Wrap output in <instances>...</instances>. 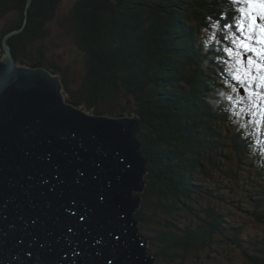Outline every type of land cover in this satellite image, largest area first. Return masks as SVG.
Returning a JSON list of instances; mask_svg holds the SVG:
<instances>
[{
	"label": "trees",
	"instance_id": "trees-1",
	"mask_svg": "<svg viewBox=\"0 0 264 264\" xmlns=\"http://www.w3.org/2000/svg\"><path fill=\"white\" fill-rule=\"evenodd\" d=\"M63 1L0 0V15H13L0 26V55L5 39L16 64L47 69L65 100L88 113L141 118L148 172L135 217L154 264H183L202 252L216 264H264V236L243 238L246 218L264 224V145L218 96L227 78L223 46H181L175 30L212 18L222 35L233 26L226 10L240 7L125 0L131 9L121 13L115 7L124 0H70L65 11ZM65 36L75 46H63ZM241 106V120L255 119L253 99Z\"/></svg>",
	"mask_w": 264,
	"mask_h": 264
},
{
	"label": "water",
	"instance_id": "water-1",
	"mask_svg": "<svg viewBox=\"0 0 264 264\" xmlns=\"http://www.w3.org/2000/svg\"><path fill=\"white\" fill-rule=\"evenodd\" d=\"M0 59V264H153L135 217L141 118L91 114L58 77Z\"/></svg>",
	"mask_w": 264,
	"mask_h": 264
},
{
	"label": "rangeland",
	"instance_id": "rangeland-1",
	"mask_svg": "<svg viewBox=\"0 0 264 264\" xmlns=\"http://www.w3.org/2000/svg\"><path fill=\"white\" fill-rule=\"evenodd\" d=\"M30 1L31 0H27V3H30ZM174 1L176 2V0H174ZM70 3H71L70 0L63 1L62 6H60V9L64 10V11L67 10L66 7L67 6L69 7ZM116 4L118 6L115 5L116 6L115 9H117L121 13H126L127 10L131 9L129 6V3L125 0L123 2L121 1L120 4H118V3H116ZM175 4L178 5V3H175ZM180 5H182V4L180 3ZM247 7H248L247 5H244V8H247ZM238 14L240 15V17ZM225 15H226V17H228L229 22H232L234 27L233 26H230L228 28L226 27L227 28L226 32H224V30H223L222 33H224V34H222V35H218V33H216L214 31L215 29H213L214 23L212 21V18H209V20L207 22H203L204 18H201L202 20H200V21H196V20L192 19L190 22L184 24L183 26L176 27L175 30H178L180 33L190 34V36H188V37L180 36V33L176 34L178 41L181 43V46H209L208 44H210V43H214L215 44L214 46H233V45L241 46L240 43H238V41H241V40H243V41L248 40V41L252 42L253 45H251V46H260V45H258V44H260L258 39L253 38V37L255 36V33L257 35H261L260 27H264V24H259L258 22H255V25H258V28L256 29L257 32H252L251 30L255 29L256 26L252 27V29L249 30V26L252 25V21L248 18V14L241 13L240 11L238 12L236 9H234L233 11L226 10ZM244 16H245V18H247L248 21H251L245 27L240 25L243 21ZM258 17H259V15H256V18H258ZM239 18H240V20H239ZM12 19H13V15H9V16L0 15V26H2L3 23H7L8 21H10ZM221 19L222 18L220 17L218 20L221 21ZM262 20L264 21V19H262ZM220 21H217V22L220 23ZM225 22L226 21L223 20L224 24H225ZM201 23H202V26H200ZM203 23H205L204 26H203ZM52 25L53 24H51V27H53ZM238 26H241V27L238 28ZM236 27L240 30L239 31L240 35H238L237 29L235 30ZM220 28H222V26L221 27L219 26V30H217L218 32H221ZM19 30H21V28ZM250 36H252V37L250 38ZM68 38H69L68 36H65L61 39V41L63 42V46H75L73 44L72 45L70 44L71 41ZM159 38H161V37H159ZM229 42H230V44H229ZM1 45L4 46L3 44H1ZM7 46H8V44H7ZM171 46H173V44ZM0 56L2 57L0 59H3V60L5 59V57L2 56V54ZM221 89L225 90V87H223ZM261 111L264 112V105H262ZM182 216H184V214H182ZM246 221H247V224H246V227L244 229V234H243L244 239H246L247 237L249 238V237L256 235V234L264 236V224H257L254 221H252L250 218H246ZM233 253H234L233 258H235L236 257L235 251H233ZM210 254H211V256H213L212 253H210ZM232 261H234V260H232ZM154 262H155V260H154ZM154 262H153V264H154ZM158 262H156L155 264H159ZM215 262H216V260L213 259L212 257L207 258V256L205 255V252L200 253V257L198 259L193 258V259H189L188 261L183 260V264L184 263L185 264H216ZM161 263H164V261H161ZM218 264H222V263H218Z\"/></svg>",
	"mask_w": 264,
	"mask_h": 264
},
{
	"label": "snow or ice",
	"instance_id": "snow-or-ice-1",
	"mask_svg": "<svg viewBox=\"0 0 264 264\" xmlns=\"http://www.w3.org/2000/svg\"><path fill=\"white\" fill-rule=\"evenodd\" d=\"M244 4H246L247 8H240L241 13L248 14V18L252 21V25L249 26V30L252 29V27L255 25L256 15H260L262 19H264V0H242ZM261 32V43L264 44V27H260ZM241 47L248 52L256 51L253 49L249 44L244 43L243 40L240 42ZM226 52L229 53V55H235L240 56L239 53H234L232 48H226ZM260 55H261V63L256 64L255 61H253L251 58L247 60L248 68L239 67L237 69L235 79L238 81H241L242 83L250 84L253 80L259 79L261 86H264V49H260ZM238 64H243L242 59L237 60ZM252 66H255L259 71L260 75L259 77L251 75L250 69ZM232 91L235 93L237 92L236 88H233ZM249 95L251 97H258L261 101H264V92H255L249 90ZM231 98V97H230ZM243 97H241V100Z\"/></svg>",
	"mask_w": 264,
	"mask_h": 264
},
{
	"label": "bare ground",
	"instance_id": "bare-ground-1",
	"mask_svg": "<svg viewBox=\"0 0 264 264\" xmlns=\"http://www.w3.org/2000/svg\"><path fill=\"white\" fill-rule=\"evenodd\" d=\"M249 22H251V21H248L247 20V18H245V16L243 17V21H242V23L240 24L241 26H246L247 24H249ZM255 22H258L259 24H264V21L261 19V16L259 15V17L258 18H256V20H255ZM251 24V23H250ZM241 26H238V28H240ZM237 27H236V29H237V33H238V35H240V30L238 29ZM258 28V25H256V28L255 29H253V30H251L252 32H257V29ZM242 37V36H241ZM252 36H250V38H251ZM253 38H257L258 39V41L260 42V44H258V45H260V46H264V44H262L261 43V35H257L256 33H255V36L253 37ZM245 39V38H244ZM250 40V39H249ZM241 41H238V43H240ZM250 42V41H249ZM252 43V42H251ZM252 45H253V43H252ZM2 46V45H1ZM12 57H13V55H12ZM13 59H14V57H13ZM1 60H3V59H1ZM4 60H6L7 61V56L5 55V59ZM15 61V60H14ZM222 62V61H221ZM15 65L16 66H21V67H27V68H29L28 66H23V65H18V64H16V62H15ZM222 68H223V66H221ZM31 68H33V67H31ZM224 159V158H223ZM146 236V235H145ZM147 238H148V236H147ZM149 239V238H148Z\"/></svg>",
	"mask_w": 264,
	"mask_h": 264
}]
</instances>
